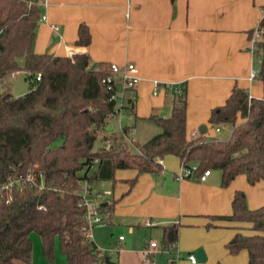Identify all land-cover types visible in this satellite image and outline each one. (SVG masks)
Returning <instances> with one entry per match:
<instances>
[{
  "label": "trees",
  "instance_id": "1",
  "mask_svg": "<svg viewBox=\"0 0 264 264\" xmlns=\"http://www.w3.org/2000/svg\"><path fill=\"white\" fill-rule=\"evenodd\" d=\"M40 17V0H0V83L20 73L29 83V91L21 96L5 84L0 92V185L11 175L28 171L41 175L38 186L14 189L13 200L0 204V264H31L32 233L40 237L49 264L56 242L65 264H105V257H111L83 229L81 187L84 182L114 180L117 169L157 174L162 168L157 160L174 155L181 167L196 164L195 176L206 169L220 171L221 187L239 174L249 184L264 181V99L233 88L208 118L215 127L228 125L229 136L188 139L186 92L179 87L169 116L150 118L160 132L142 144L133 142L136 152H130L121 133L107 129L117 112L115 83L107 82L114 76L109 64L92 63L85 53H35ZM77 35V45L90 43L85 24L78 26ZM248 38L260 59L256 77L264 84V14ZM128 128L123 126V132ZM102 132L101 144L94 148ZM113 205L99 204L98 210L110 214ZM231 208V214L221 218L250 223L255 233H236L226 249L232 255L245 249L247 264H264V203L249 209L244 193L236 191ZM162 229L163 243L169 246L176 239V224Z\"/></svg>",
  "mask_w": 264,
  "mask_h": 264
},
{
  "label": "crops",
  "instance_id": "2",
  "mask_svg": "<svg viewBox=\"0 0 264 264\" xmlns=\"http://www.w3.org/2000/svg\"><path fill=\"white\" fill-rule=\"evenodd\" d=\"M40 9L44 19L36 27L35 53L54 56L85 53L92 63L103 62L120 68L126 63L134 64L136 87L124 93L120 120L108 125L110 130L122 126L135 130V120L141 116L149 119L169 116L173 95L179 87H184L186 137L192 138L204 126L206 136L219 134L220 138H227L228 125H221L216 131L208 122L211 110L224 104L235 87L244 89L249 97L264 99L263 82L250 77L252 71L258 72L260 59L253 54V39L248 38V32L256 28L264 14V0H40ZM81 23L90 34L86 46L76 44ZM206 123L211 127L210 132ZM133 136L138 143L135 132ZM159 164L162 167L159 173H142L130 186L122 178L134 176L137 173L134 169H128V174L114 173V180L91 184L94 193L102 197L98 204L114 203L110 214L100 212L105 221L96 226L110 224L118 229L125 226L122 229L130 236L142 229L149 233L157 231L162 238V244L156 242L154 248L153 258L156 255L161 258L157 264H164L176 255L173 264H180L178 250H186V263L192 264L188 255L195 256L198 248L205 255L203 264H247L245 249L232 255L226 244L236 233L241 234L244 226H249L250 235L254 234L250 223L221 218L231 214L236 177L243 174L222 188L218 170H211L202 183L179 181L175 176L181 165L176 156L166 155ZM187 219H201V224L214 227L224 224L232 231L177 242L182 231L179 222ZM172 224L177 227L176 239L171 243L176 247L173 250L171 245H164L162 229ZM30 239L31 264H49L40 237L32 233ZM144 240V248L134 242L122 246L124 238L118 237L115 244L119 249L110 261L143 264V251L152 241ZM165 247L170 250L162 251ZM52 264H65L58 242L54 245ZM194 264H198L197 260Z\"/></svg>",
  "mask_w": 264,
  "mask_h": 264
},
{
  "label": "rangeland",
  "instance_id": "3",
  "mask_svg": "<svg viewBox=\"0 0 264 264\" xmlns=\"http://www.w3.org/2000/svg\"><path fill=\"white\" fill-rule=\"evenodd\" d=\"M19 75L17 76L14 75L15 78H13V75H11V77L6 79L4 83L2 84L0 83V92H2V90L4 89L3 88L4 84L6 88L7 86H11L12 91H13V86ZM256 99H261V98H256ZM110 124H113V121L111 119L108 120V125ZM205 126L208 129V132H210L211 127L209 126V124L206 123ZM110 131L113 133H118V130L116 127ZM159 132H160V128L152 120H150L149 117L142 118L141 116V118H137L135 120V139L137 140L139 144L146 142L147 140H149L151 137H153L155 134ZM103 134H105V132H102L99 134V137L97 141L95 142L94 148H98L99 145L101 144L100 139L103 136ZM106 134L108 135L110 134V132L109 133L106 132ZM217 136L220 137L221 135L218 134ZM212 137H214V135ZM133 142H135L134 136L132 139V143ZM58 143L59 142H57V144ZM132 143H128L126 141L128 150L130 152H136V149L133 147ZM128 171H129L128 169H125V170L119 169V170H116L115 174L116 173L119 174L121 172H123V174H128L127 173ZM178 172L179 170L177 171V174ZM138 175H141V174L135 173L134 176H132L131 178L125 175L122 178L123 179L122 181L126 183L128 186H130L133 180H137ZM241 176L242 177H238V178L236 177V191H242L244 193L246 204L249 209L254 210V209L261 207L264 203V183H258L257 181L254 184H249L246 179V176L244 174ZM186 180L195 182L194 179H186ZM93 187L96 188L95 186ZM200 221L201 219H187L186 221L179 222L181 224L182 231L179 230L180 232L178 233L177 242L180 241V239L186 242L188 240H191L192 238L205 237V235L207 234L208 236H220L222 234H226L232 231L231 228L224 227L223 226L224 224H222V227H214L212 225L210 226L209 224H201ZM122 228H125V226L121 227V229H118V228H114L110 224H106V225H99V226L95 225V227L93 229L91 228L89 231L94 237V240L97 243L99 249H101L102 252H106L113 259H115V256H112V255L115 254V251L119 249V247L115 244L116 243L115 241L120 236L124 238V242L122 243V246H124V243L126 242H129V243L134 242L137 244H141L142 248H144L143 244L145 242L144 240L145 238L147 241L151 239L155 243L157 242L158 244H162L161 235L157 231H152V233H149L148 230L142 229L136 235L130 236L126 232V229H122ZM241 232H242L241 235L243 236H249L252 233L251 230L249 229V226H244ZM33 235L38 236L36 233H33ZM178 251L181 257V260L179 263L187 264L185 260L187 251L186 250H178ZM154 260L155 262H161V258L158 255L155 256ZM197 263L203 264L201 261H198V260H197Z\"/></svg>",
  "mask_w": 264,
  "mask_h": 264
},
{
  "label": "built area",
  "instance_id": "4",
  "mask_svg": "<svg viewBox=\"0 0 264 264\" xmlns=\"http://www.w3.org/2000/svg\"><path fill=\"white\" fill-rule=\"evenodd\" d=\"M41 20L44 19V16L40 17ZM111 72L113 73V78H107V82L115 83V94L113 99L116 102L115 107L117 108V112L115 115L111 116L112 121L119 122L121 112L123 107V96L124 93L128 90H132L136 87L138 77L136 76L137 70L132 63H126L123 68H120L114 64H110ZM257 75L256 71L251 72V78H255ZM13 78L15 76L13 75ZM36 80H39V76L36 77ZM220 126L216 127V131H218ZM118 132L125 138L128 143H132L134 128L129 127L127 133L123 132V126L119 127ZM199 135V133L194 132L192 134V138ZM106 145L109 146V142H106ZM160 162V159L157 160ZM197 165L192 164L189 167H181L178 174H176L175 178L179 181L186 179H194L197 182H204L209 176L211 170L206 169L201 173L195 176V172L197 171ZM41 181V175L35 172H26L24 175H11L8 177L7 181L0 185V204H9L13 200V191L14 189H23L25 187H33L38 186ZM81 196H82V206L85 208L84 220L85 226L83 229L87 232V236H89V230L98 224L104 223L105 219L102 217L100 211L98 210L99 204L97 200H102V197L99 194L94 193L90 184L84 182L81 187ZM121 239V238H120ZM156 247V243L151 241L148 243L147 247L143 251V264H157L154 261V248ZM175 244L170 246V249H175ZM168 247L162 249V251L170 250ZM177 255L175 258L169 259L164 264H173L174 260L177 259ZM188 260L190 263L194 264L196 262L195 256L193 254L188 255Z\"/></svg>",
  "mask_w": 264,
  "mask_h": 264
},
{
  "label": "water",
  "instance_id": "5",
  "mask_svg": "<svg viewBox=\"0 0 264 264\" xmlns=\"http://www.w3.org/2000/svg\"><path fill=\"white\" fill-rule=\"evenodd\" d=\"M24 73H20L18 78L16 79V82L13 86V92L16 96H21L29 91V83L25 82L24 80ZM111 129L110 127L108 128ZM206 129L204 126H200L198 129L199 135H203L205 133ZM103 205V204H102ZM195 259L198 261L203 262L205 260V255L202 250V248H198L195 252ZM105 264H114V262L110 261L108 257H105L104 259Z\"/></svg>",
  "mask_w": 264,
  "mask_h": 264
}]
</instances>
